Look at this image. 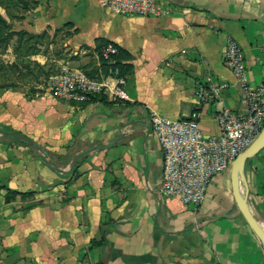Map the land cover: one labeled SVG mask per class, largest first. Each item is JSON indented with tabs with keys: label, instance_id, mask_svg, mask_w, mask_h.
Instances as JSON below:
<instances>
[{
	"label": "crops",
	"instance_id": "crops-1",
	"mask_svg": "<svg viewBox=\"0 0 264 264\" xmlns=\"http://www.w3.org/2000/svg\"><path fill=\"white\" fill-rule=\"evenodd\" d=\"M28 1L20 15L0 6L11 30L0 45L9 55L0 65V264H264V243L235 199L233 163L199 207L163 194L150 120L198 107L202 130L218 133L217 110H247L224 51L237 38L250 84L263 81L264 0H160L158 15L115 13L101 0ZM60 33L55 60L93 76L110 75L101 50L114 42L128 96L67 99L25 78L21 55H44ZM219 80L229 86L199 103L197 91ZM245 173L242 193L264 228V147Z\"/></svg>",
	"mask_w": 264,
	"mask_h": 264
},
{
	"label": "built area",
	"instance_id": "built-area-1",
	"mask_svg": "<svg viewBox=\"0 0 264 264\" xmlns=\"http://www.w3.org/2000/svg\"><path fill=\"white\" fill-rule=\"evenodd\" d=\"M101 4L121 14L158 15L164 11L160 0H101ZM118 50L112 41L101 50L103 60L114 62L110 75L93 76L80 67L62 64L60 71L50 78L52 92L67 99L89 100L93 94L110 90L113 99L126 98L127 76L116 64ZM224 62L244 89L247 110L239 112L228 106L217 110L215 118L220 132L202 130V111L198 107L183 117L173 118L156 111L150 116L163 151L159 189L163 194L178 195L194 207L203 202L213 176L226 170L264 127V79L258 86L250 84L243 46L235 37L227 42ZM109 78L113 82H109ZM228 86L227 80L210 81L207 87L197 91L198 102L220 94Z\"/></svg>",
	"mask_w": 264,
	"mask_h": 264
},
{
	"label": "rangeland",
	"instance_id": "rangeland-1",
	"mask_svg": "<svg viewBox=\"0 0 264 264\" xmlns=\"http://www.w3.org/2000/svg\"><path fill=\"white\" fill-rule=\"evenodd\" d=\"M15 2L16 0H0V6H7L8 11L14 8L13 13L20 15L22 8L18 5L19 1L18 3ZM9 36L10 34L8 32L2 45L9 44ZM38 41H35V44L33 43V45L36 46ZM61 42L62 38L60 33L56 37L46 40L45 47L43 48L46 51L44 55L39 54V56H37L22 54L17 64V67L21 69V74L30 81L36 82L43 80L46 84H48L52 74L60 71L61 69V64L55 60V58L61 56ZM5 59L9 60V55H3V57L0 56V65H7ZM9 65L5 66L7 73H9V68H11ZM4 73L6 74V72ZM5 77L10 78V75L6 74Z\"/></svg>",
	"mask_w": 264,
	"mask_h": 264
},
{
	"label": "water",
	"instance_id": "water-1",
	"mask_svg": "<svg viewBox=\"0 0 264 264\" xmlns=\"http://www.w3.org/2000/svg\"><path fill=\"white\" fill-rule=\"evenodd\" d=\"M264 147V127L259 135L251 142V144L246 147L242 152H240L233 161V186L234 195L238 203L239 209L245 215L257 235L261 238L264 243V228L260 221L256 218L254 213L251 211L249 204L247 202V194L242 193L241 181L246 182V161L249 157L253 156L259 152Z\"/></svg>",
	"mask_w": 264,
	"mask_h": 264
},
{
	"label": "trees",
	"instance_id": "trees-1",
	"mask_svg": "<svg viewBox=\"0 0 264 264\" xmlns=\"http://www.w3.org/2000/svg\"><path fill=\"white\" fill-rule=\"evenodd\" d=\"M16 1H19V3L21 2L22 5H23V7H25V8L28 7V5H27L28 2H29L28 0H16ZM5 7L7 8V6H5ZM8 32L11 35L10 24L7 21V19L0 13V45H2V43H4V40L6 39V35H7ZM118 63H119V65L121 67H123L122 62L118 61ZM92 98L93 99H98L99 98L101 100H104L105 99V95L93 94L92 95ZM4 127L6 129H10L11 128L8 125H4ZM13 132H14L15 135L18 134V131L17 130H14ZM26 141H29V142H32V143H35L36 144V142L32 138H30V137H26Z\"/></svg>",
	"mask_w": 264,
	"mask_h": 264
}]
</instances>
